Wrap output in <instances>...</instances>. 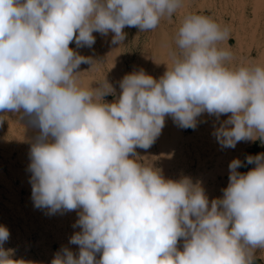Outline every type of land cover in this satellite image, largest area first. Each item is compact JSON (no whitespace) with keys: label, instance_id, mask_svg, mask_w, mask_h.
<instances>
[{"label":"clouds","instance_id":"9594fccd","mask_svg":"<svg viewBox=\"0 0 264 264\" xmlns=\"http://www.w3.org/2000/svg\"><path fill=\"white\" fill-rule=\"evenodd\" d=\"M185 8V0H0V112L32 117L40 133L30 148L32 200L49 215L80 209L67 247L51 264H253L264 249V153L229 164L223 197L211 200L191 178L166 179L137 148L161 135L166 116L195 129L208 113L231 115L213 135L224 148L264 143V61L232 63L223 42L229 28L211 17L184 12L169 49L170 65L158 80L140 71L115 89L105 77L82 87L76 70L96 63L69 47L91 48L93 32L156 29ZM3 117H0L2 122ZM0 264L11 259L2 245ZM183 238V250L178 241ZM101 253L100 258L96 254Z\"/></svg>","mask_w":264,"mask_h":264},{"label":"rangeland","instance_id":"374dc122","mask_svg":"<svg viewBox=\"0 0 264 264\" xmlns=\"http://www.w3.org/2000/svg\"><path fill=\"white\" fill-rule=\"evenodd\" d=\"M184 12L206 15L215 21L219 20V16L223 17V22H225H220L221 26L229 28V42L226 40V43L223 42V46L227 45L226 47H229L233 52L232 63L239 64L240 59H247L248 62L264 61V0H185L184 9L174 14L171 19H162L159 26L154 30L141 32L137 27L126 26L123 29L126 37L122 43H111L114 36L111 31L107 35L93 32L96 39L91 48L87 46L78 48L75 41L70 42L69 47L74 52L85 57H91L96 62L94 64L82 63L76 70L79 72L77 79L80 85L85 88L90 86L96 88L100 86L99 81L105 77L116 89L115 95L104 97L106 102L111 103L118 99L117 97L121 92L119 82L127 74L143 69L146 74L158 80L167 71V64L170 65L171 63L169 49L164 46V42L172 43ZM231 16L232 18H230ZM227 20L232 22L230 21L229 24ZM234 40H238V44ZM172 47H175L174 43H172ZM249 55L250 57H248ZM206 114L205 112L200 115L197 120H199L198 124L200 125L205 124L207 120L211 122L210 130L202 129L201 132L197 133L192 128H188L181 137L182 139L176 141L180 144L182 141H187L186 143L190 145L202 142L204 150L199 152V158L202 161L206 160L210 153L212 155L215 146L219 143L213 135L214 130L231 115V113L221 114L217 118L215 115L209 114L207 116ZM26 120L23 137L25 151L22 161L17 159L16 128L8 124L5 130L0 132V225L5 226L10 233L9 239L3 243L2 247L5 250H12L11 259L23 261L24 264H51L55 254L63 247L69 248L78 257L80 246L71 244L69 241L75 233L81 231L79 226L73 227L79 219L80 209L49 215L47 209L34 207L30 183L32 174L29 171L30 148L40 130L33 123L32 117L28 116ZM165 121L168 123V132L169 126H172L174 122H172L171 116H166ZM244 143L247 144L244 145ZM238 145L244 152L240 160L245 162L239 172L247 173L255 165L247 164L246 157L264 153V143L260 140L249 143L248 141H240ZM164 148L163 154L169 158L168 154L171 151L167 145ZM136 152L142 158L143 149L137 148ZM172 153L169 160L172 163L180 162L179 164H181L178 151L173 149ZM174 156L175 159H173ZM192 157L195 158L194 155ZM214 160L212 164H207L206 170L201 171V175L193 182L194 184L197 182L201 184L203 181L201 186L206 189L204 191L209 196V202L211 186L208 175L211 176L217 171L214 168L218 164L216 159ZM214 162H216L215 165ZM218 165H221V162ZM192 168L194 169L195 166L193 165ZM211 171L212 173H210ZM203 184L206 186L204 187ZM177 247L183 250V238L178 241ZM100 255L101 253H97L96 258L99 259ZM254 255L253 263L264 264V249H256Z\"/></svg>","mask_w":264,"mask_h":264},{"label":"bare ground","instance_id":"6f19581e","mask_svg":"<svg viewBox=\"0 0 264 264\" xmlns=\"http://www.w3.org/2000/svg\"><path fill=\"white\" fill-rule=\"evenodd\" d=\"M214 11L216 12V10H214ZM212 14H216V13H212ZM230 18H232V16ZM218 19H219L218 20L219 23L223 22V17L219 16ZM224 20H225V18H224ZM218 21L216 20V22H218ZM230 21L231 20L228 21L229 24H230ZM235 37H236V35H235ZM237 38L239 39L238 36H237ZM237 41L238 40H236L235 42H237ZM228 42H229V40H228ZM236 44H238V42ZM224 46L226 47L227 45H224ZM248 57H250V55ZM245 61L248 62L247 59H240V63L245 62ZM114 70H115V68H114ZM117 93L119 94L118 90H117ZM116 96H114V97H116ZM203 114H201V115H203ZM206 115L208 116L209 114L207 113ZM0 117H3L2 122H0V132H3L5 130V127L8 126V124H11L10 126H12V127L14 126L16 128L17 137L16 136L15 137H16V142H17L16 143L17 144L16 145L17 159L19 161H22L23 157H24L23 154L25 151V148L23 145V137H24V133H25L24 128H25V125L27 123L26 119H27L28 115H25L23 113V110L21 109L20 112H10V111L0 112ZM168 122L170 123V121H168ZM203 122H204V120H203ZM198 123H199V120H198ZM171 124H173V123H171ZM167 125H168V123H167V121H165V126L162 129L161 135L156 139L155 143L149 149H147V150L143 149L141 159L142 160L147 159V160L151 161L152 164L156 168H159L162 170V174L166 179L179 180L182 177H189V178H191L192 182H194V179L196 180V178L201 175V171L204 172L206 170L207 164H212V162L215 161L214 159H216L218 164L221 162V165H218V164L215 165L216 162H214V165H215L214 169H216L217 171H215V173L211 176L208 175L210 177L209 184L211 186L210 187L211 196H210L209 204L211 203L212 199L222 198L223 197V189H225L229 183V174H230L229 164L233 159H235V158L240 159V157L244 154L243 150L241 148H239V146H240V145H238L239 142L236 144L235 148H224V147H221V145L218 143L215 146V148L213 150L214 152H212V155L210 153L208 155V158L206 160L202 161L199 158V152L204 150L202 142L198 143V144L197 143L191 144V145L186 143L187 141H184V142L180 141L181 144L177 143L176 141L181 140L182 139L181 137H183V135L185 134V132H187L188 129L180 128L174 123L172 126H169L170 129H168L169 131L167 132V127H168ZM201 125L197 124V127L195 129H193V131L198 133L199 131L201 132L202 129L205 131H208L211 128V122H209L208 120L205 122V124H203L202 126ZM204 125H205V127H204ZM197 133H195V134L198 135ZM197 137H199V135ZM191 140H192V137H191ZM167 141H169V142H167ZM249 142H251V141H248V143ZM242 144H243V142H242ZM246 144L244 143V145H246ZM166 145L168 146V148L171 151L168 154L169 158H171L170 156H171V154H173L172 150L174 149V151H175V149H176L178 151V154L181 157V164H179L180 162L172 163V161L169 160V158L163 154L164 149H165L164 147ZM242 148H244V147H242ZM192 155H194L195 158H193ZM173 159H175V156ZM173 161H175V160H173ZM176 161H180V160H176ZM23 165H24V163H23ZM193 165L195 166L194 169L192 168ZM240 168H238L237 171H240L241 170ZM214 169H213V171H214ZM210 170H211V168H210ZM210 173H212V171ZM206 174H207V172H206ZM206 174L204 173V176H206ZM202 175H203V173H202ZM201 178H204V177H201ZM202 183H203V181H202ZM205 186L206 185H204V187ZM207 186H209V185H207ZM207 197L209 198V196H207Z\"/></svg>","mask_w":264,"mask_h":264},{"label":"water","instance_id":"95a60500","mask_svg":"<svg viewBox=\"0 0 264 264\" xmlns=\"http://www.w3.org/2000/svg\"><path fill=\"white\" fill-rule=\"evenodd\" d=\"M253 264H255V263H253Z\"/></svg>","mask_w":264,"mask_h":264}]
</instances>
